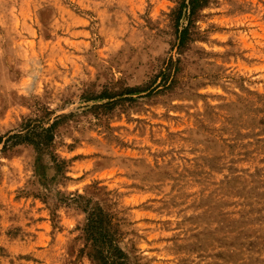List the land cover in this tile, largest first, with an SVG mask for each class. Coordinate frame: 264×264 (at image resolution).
<instances>
[{
  "label": "rangeland",
  "instance_id": "374dc122",
  "mask_svg": "<svg viewBox=\"0 0 264 264\" xmlns=\"http://www.w3.org/2000/svg\"><path fill=\"white\" fill-rule=\"evenodd\" d=\"M181 2L0 0V264H264V0Z\"/></svg>",
  "mask_w": 264,
  "mask_h": 264
},
{
  "label": "trees",
  "instance_id": "16d2710c",
  "mask_svg": "<svg viewBox=\"0 0 264 264\" xmlns=\"http://www.w3.org/2000/svg\"><path fill=\"white\" fill-rule=\"evenodd\" d=\"M207 1L208 0H186V1L183 0V2L179 4L178 9L174 11V15H175L174 21L177 23L179 21V18L182 16L186 17V19L189 21L194 15V12L199 8H202L207 3ZM185 37H186L185 30L183 29L178 33V37H177L178 47L182 46ZM50 130L51 127L44 129L39 133H36L34 131H28L24 134L9 136L8 139L4 142L3 149H7L9 147L22 143L34 144L36 147L46 144L48 143V140L50 138L48 136ZM89 218H88V223H89L88 226L91 227L90 224H92V222H96V224H99V227L97 228L98 232H96V234L102 237L100 231L101 229H103V227L101 226L104 218L103 214L100 211L96 210V208H94L93 211L90 213ZM103 236L108 238V234L106 231L104 232ZM113 249L114 251H116V248L113 247Z\"/></svg>",
  "mask_w": 264,
  "mask_h": 264
}]
</instances>
